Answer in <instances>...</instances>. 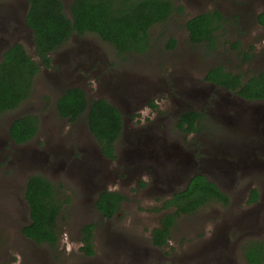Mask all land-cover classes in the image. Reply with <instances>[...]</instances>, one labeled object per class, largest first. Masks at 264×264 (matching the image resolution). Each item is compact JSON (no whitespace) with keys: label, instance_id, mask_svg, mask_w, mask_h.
Instances as JSON below:
<instances>
[{"label":"rangeland","instance_id":"obj_1","mask_svg":"<svg viewBox=\"0 0 264 264\" xmlns=\"http://www.w3.org/2000/svg\"><path fill=\"white\" fill-rule=\"evenodd\" d=\"M62 1L68 13L72 0ZM170 1L175 11L149 28L145 53L118 55L95 34H73L51 54L50 68L41 67L29 99L0 114V264H247L244 244L264 240V102H246L216 91L204 80L208 69L218 64L245 78L264 72V26L256 23L264 0ZM27 9V0L0 1V60L10 45L19 42L38 62L31 30L24 25ZM213 9L221 12L224 22L216 33L217 49L209 51L190 43L185 23ZM69 87L83 89L88 101L105 98L121 112L125 132L117 141L115 161L101 156L85 115L73 121L58 116L55 102ZM184 111H213V117L221 112L220 120L215 118L218 122L204 118L199 125L205 128L187 143L179 138L171 143L180 149L170 153L178 157L184 150L186 158L194 142L223 128L225 139L235 143L237 151L231 156L218 149L224 166L219 171L210 168L209 178L227 194L229 204L211 203L178 217L167 244L158 248L151 242V231L165 211L156 209L172 191L182 189L184 183L175 179L183 175L179 168L163 183L143 176L145 167L132 157L153 153L130 137L140 128L165 132L166 122L173 135L175 112ZM26 114L37 115L38 131L27 143L12 145L9 125ZM233 133L237 135L232 138ZM208 151L204 146L195 160ZM33 174L47 178L62 203L53 247L22 235L29 223L24 189ZM252 189L258 190L259 198L248 204ZM103 190L126 197L111 219H104L94 206ZM90 223L95 224L93 255L86 256L80 251V231Z\"/></svg>","mask_w":264,"mask_h":264},{"label":"trees","instance_id":"obj_2","mask_svg":"<svg viewBox=\"0 0 264 264\" xmlns=\"http://www.w3.org/2000/svg\"><path fill=\"white\" fill-rule=\"evenodd\" d=\"M3 1V0H0ZM25 23L32 31V43L39 65L21 43H14L2 54L0 60V114L19 107L32 94L34 81L41 67L50 68L51 54L73 34H95L110 44L118 55L143 54L148 50V30L166 21L175 11L170 0H72L66 14L62 0H27ZM223 16L213 9L191 17L185 23L189 41L203 45L209 51L217 49L216 33L223 29ZM264 26V12L256 17ZM175 42L170 40L169 46ZM237 47V44H232ZM204 79L235 93L247 101H264V72L243 77L218 64L210 68ZM153 105V104H152ZM59 117L71 121L85 115L86 124L103 156L115 159L114 147L123 128L120 111L107 99L87 100L79 87L67 88L56 100ZM198 117L195 112L182 115L179 125ZM38 117L26 114L14 119L8 128L11 141L17 145L30 141L38 131ZM24 199L28 207L29 223L22 228V235L35 244L55 246L58 218L62 203L57 188L44 176L30 175L25 184ZM124 195L116 191H101L94 203L104 219H111L120 209ZM258 199L257 189H252L248 204ZM211 203L229 204V197L202 176H194L187 187L165 199L158 211H165L158 226L151 231L155 247L167 244L170 230L178 217L194 214ZM95 224L82 226L81 247L86 256L93 255ZM247 264H264V240L251 239L242 247Z\"/></svg>","mask_w":264,"mask_h":264},{"label":"flooded vegetation","instance_id":"obj_3","mask_svg":"<svg viewBox=\"0 0 264 264\" xmlns=\"http://www.w3.org/2000/svg\"><path fill=\"white\" fill-rule=\"evenodd\" d=\"M17 43H19V42H17ZM1 59H2V57H1ZM37 63L39 65H41L40 61H38ZM205 82L207 84L215 87L216 91H223L227 94H231V95L236 96L238 99L244 100L241 97H239L238 95H236L235 93L226 90L222 86H217L214 83L206 81V80H205ZM69 88H71V87H69ZM165 96L168 97L169 94H166ZM159 98L161 99L163 97H159ZM244 101L256 102V101H247V100H244ZM258 102H264V101H258ZM152 103L153 102H151V104H149L150 107L154 106V105H152ZM154 103H156V102L154 101ZM187 112H195L198 115V117H195L193 119H188V121L186 123L179 125L181 118H182V115L184 113H187ZM220 113H221L220 111L219 112L217 111V113H216L219 120L221 118ZM210 114L212 115V117L208 116ZM175 115H177V116H176V119L174 121L173 135L171 134V131L168 128V122H166L163 126V129L166 131L162 132V133H160L159 129H157V128L155 129V131L153 133H149L152 131V129H150L148 127L144 128V129L140 128L138 130L133 131V133H134V135H132L133 138H132V136L130 138L132 140L136 141L135 144L141 146V149H147L148 148L153 153L152 157L148 156V154L150 152L139 153V154L135 155V157H132L134 159H136L138 157L137 158L138 163L141 165L143 164V168L145 167V172H144L145 175H143V176H148V177L152 176V182L158 181V182L163 183V180H165V179L174 178L173 176L175 175L176 172H179L178 169L180 168V171H181V174L183 175V177L176 178L175 180H179V181H177V183H179V184L184 183V185H183L182 189H179V190L175 189V191H172V193L167 198L171 197V195L175 192H179V191L184 190L187 187L190 180L192 179V177L197 176V175L202 176L207 181L214 183L218 187L219 190L224 192L216 182H214L212 179L209 178V170H210V168H212V169H217L219 171V169H221L224 166V160L221 159V156L219 154L220 152L218 151V149L223 148L226 150V152H228V154H230L232 156L237 151V146L235 145V143H229L228 140L225 139V134H224L223 128L214 129L212 131H209L208 136H207L208 139L203 140L199 144H197L195 142L192 144L190 151L188 152V157H186V158L184 157V150H182L183 154L182 155L179 154L177 157V156H175L176 153H170V152L178 151L180 148H174V146L171 143L178 142L176 140L178 138L181 139L182 143H187L189 140L188 137L198 135L199 133H201V131L205 127L200 126L199 123L204 118L207 120L209 118H211L212 120H215L216 122H218V120L215 119V118H217L216 116L213 117V115H214L213 111H211L210 113L209 112H202V111H184V112H180V113L175 112ZM64 119L71 121L68 118H64ZM152 119L154 121L155 117ZM231 119L233 121V124L236 126V128H239L240 125L238 124V121L232 117H231ZM234 120H236V122ZM122 121H123V116H122ZM124 132L125 131H124V121H123V128H122V132H121V137L124 134ZM131 132H132V129L129 132V134H131ZM236 135H237V133H233L232 135H229V136H231L233 138ZM204 136H206V135H204ZM9 139H10V137H9ZM10 142L12 145H17L15 143H13L11 141V139H10ZM20 145H22V144H20ZM116 145H117V143L115 144V147H114L115 159H109V158H106L105 156H103L101 151H100V148H99L100 154L105 161L113 162L116 160V158H117ZM204 146H206L209 149V151L206 153V157H203L201 160H195V158H194L195 154L198 153ZM171 158H177V159L174 161ZM204 159H205V162H204V165H202V161ZM133 162H135V160ZM166 165L168 166V170H166V167H167ZM170 165H173V168H171ZM153 175H156V177L155 176L153 177ZM175 180L173 182H175ZM144 181H147V180H144ZM257 192H258V190H257ZM249 194H250V192H249ZM258 198H259V192H258ZM254 203H252V204H254Z\"/></svg>","mask_w":264,"mask_h":264},{"label":"water","instance_id":"obj_4","mask_svg":"<svg viewBox=\"0 0 264 264\" xmlns=\"http://www.w3.org/2000/svg\"><path fill=\"white\" fill-rule=\"evenodd\" d=\"M25 14H26V12H25ZM25 14H24V25H25L26 28H28V26H27L26 23H25ZM66 14H68V13L66 12ZM30 32H31V34H32V36H33L32 31H30Z\"/></svg>","mask_w":264,"mask_h":264}]
</instances>
